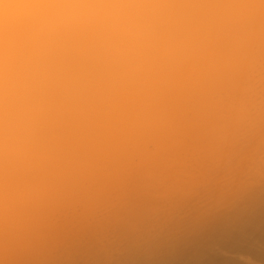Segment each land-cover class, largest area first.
I'll return each instance as SVG.
<instances>
[{
    "label": "bare ground",
    "instance_id": "1",
    "mask_svg": "<svg viewBox=\"0 0 264 264\" xmlns=\"http://www.w3.org/2000/svg\"><path fill=\"white\" fill-rule=\"evenodd\" d=\"M261 147L264 0H0V264H264V187L134 238Z\"/></svg>",
    "mask_w": 264,
    "mask_h": 264
},
{
    "label": "rangeland",
    "instance_id": "2",
    "mask_svg": "<svg viewBox=\"0 0 264 264\" xmlns=\"http://www.w3.org/2000/svg\"><path fill=\"white\" fill-rule=\"evenodd\" d=\"M252 142V141H251ZM253 143V142H252ZM264 147L254 149L252 152L245 154L243 157L232 158L231 152H224L213 163H206L200 176H195L191 180L190 194L183 199L179 194L172 193L163 199L153 198L152 202H144L146 211L134 220V238L142 235L149 236L158 232L165 224L169 222L187 223L192 217L202 210L208 202H211L216 197L220 198V203L224 201V206L220 210L223 212L228 209L229 203L234 205L248 206L254 198L255 193L264 187V170L261 176L256 180L255 185L245 188V192L236 191L234 187L236 181L235 177L247 178L240 174L244 170L246 172L250 159L260 160L264 168ZM245 158V159H244ZM232 159L230 164H225ZM248 159V161H247ZM244 176V177H243ZM217 186L222 187V193H214ZM243 190V189H242ZM241 192V193H240ZM240 194L242 198L233 196V194ZM192 194V199L191 198ZM69 207H81L91 210V213H99L103 203L80 204L74 203L68 205ZM236 214V213H234ZM232 215L230 218L234 217ZM228 217V216H227ZM227 217H218V222ZM214 223H217L216 221Z\"/></svg>",
    "mask_w": 264,
    "mask_h": 264
}]
</instances>
